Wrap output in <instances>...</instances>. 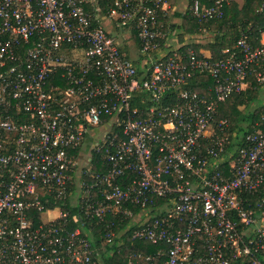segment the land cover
Segmentation results:
<instances>
[{
    "label": "built area",
    "instance_id": "1",
    "mask_svg": "<svg viewBox=\"0 0 264 264\" xmlns=\"http://www.w3.org/2000/svg\"><path fill=\"white\" fill-rule=\"evenodd\" d=\"M170 1L0 0V264H101L125 236L157 246L126 264H264V113L230 152L217 117L248 77L264 83V31L218 59L180 51ZM229 1L182 14L201 25Z\"/></svg>",
    "mask_w": 264,
    "mask_h": 264
},
{
    "label": "trees",
    "instance_id": "2",
    "mask_svg": "<svg viewBox=\"0 0 264 264\" xmlns=\"http://www.w3.org/2000/svg\"><path fill=\"white\" fill-rule=\"evenodd\" d=\"M261 3L262 0H243L242 5L239 6L234 0H230L223 7V17L221 19H211L201 25L197 23L196 19L190 17L187 11L182 15L179 14L178 16L182 19L180 26L183 29V33L178 35L179 40L182 41L185 38L184 36L186 35L184 34L196 33L199 27L207 28L214 38L213 42L204 48L210 50L213 59L223 57L221 51L231 47L239 37L241 31L246 33L248 39L253 44H257L261 32L264 31V5L262 6V10H259ZM187 48L194 51L197 56L201 55L198 53L199 45L192 44L182 49L187 52ZM259 86L260 84L254 81L251 84L250 90H255ZM189 87L199 95L209 97L211 93L208 91V88L212 87V79L207 75L198 74L190 81ZM243 91L240 94L231 95L224 102L219 103L217 108V117L226 118L230 124L231 133H234V131H236V134L238 133V137L236 138L234 136L231 143L227 145V152H230L236 144H239V136L255 129L253 122L261 121V115L255 111L251 112L250 115H242L239 107L242 105L247 107L244 102L246 95ZM241 122H248L246 128L238 124ZM91 165L93 171L103 170L100 157L95 152L91 159ZM35 219L38 220L37 214H35ZM122 227L123 224L118 225L117 228L120 229ZM156 251V245L138 240H130L125 236L123 244L117 246L107 245L105 250H100V261L101 264H126L130 253L141 252L143 254H154ZM163 260L164 258L154 259L149 264H160Z\"/></svg>",
    "mask_w": 264,
    "mask_h": 264
},
{
    "label": "rangeland",
    "instance_id": "3",
    "mask_svg": "<svg viewBox=\"0 0 264 264\" xmlns=\"http://www.w3.org/2000/svg\"><path fill=\"white\" fill-rule=\"evenodd\" d=\"M179 3L176 4V8L174 10V14H172V18L170 19V21H179L180 25H181V21L182 19L180 18V16H178L179 14L182 15V12L185 11V6L186 3L189 2V0H177ZM239 6L242 5L243 0H234ZM182 2V3H180ZM187 10V9H186ZM171 12V11H170ZM206 30H208L206 28ZM209 31V30H208ZM186 36H184L183 38V42L186 43L187 45L192 44L194 40H201L198 34L195 35H189V34H184ZM178 36V35H177ZM214 38V36H213ZM211 38V39H213ZM178 42H181L179 40V37L177 38ZM176 38L173 39H169V42L171 43H175ZM206 40V39H204ZM188 49V48H187ZM168 51V50H167ZM183 51V50H180ZM134 55H137L136 52H134L133 50L131 51ZM163 54H167L166 52ZM252 77V76H251ZM249 77L247 79V87L246 89L243 91L245 93V97H244V102L246 103L247 107L245 105H242L239 107L240 111L242 112V115H246V114H251V112H258L260 115H263L264 111H263V107H264V83L261 84L257 89L255 90H250L251 84L256 81L254 77ZM258 83V82H257ZM248 122H241L238 123L240 124L242 127L246 128ZM102 134V133H101ZM238 134V133H237ZM236 134V131H234V136L237 138L238 135ZM101 136V135H100ZM234 138V137H233ZM240 139V136H239ZM91 148V144H87L86 146H84L83 150H82V154L84 155L83 160L79 161L78 163V167H84L86 165V161L88 159V152L89 149ZM55 215V211H46L42 214V220L47 221L49 218L53 217Z\"/></svg>",
    "mask_w": 264,
    "mask_h": 264
},
{
    "label": "crops",
    "instance_id": "4",
    "mask_svg": "<svg viewBox=\"0 0 264 264\" xmlns=\"http://www.w3.org/2000/svg\"><path fill=\"white\" fill-rule=\"evenodd\" d=\"M177 3H179L177 0H171L170 2H169V5H170V9L172 8V10H170L169 9V13H170V11L171 12H173L174 10H175V8H176V4ZM180 3H182V2H180ZM173 28L177 31V35H179L180 33H183V29L181 28V26H180V23H179V21H174L173 20ZM195 34H198V31L196 32V33H193V34H189V35H195ZM179 36H177V38H178ZM200 37V36H199ZM211 38H213V35L211 34V32H208V41H204L203 39H201V40H194L193 41V43L192 44H194V45H199L200 46V48H199V50H198V53L199 54H201V55H203V56H206V57H212V54H211V52H210V50H208V49H205L204 47L206 46V45H208L209 43H211V42H213V39H211ZM179 43H181L180 44V46L182 45V43L184 44L183 45V47H186V46H189V45H192V44H189V45H187L186 43H184L183 41H181V42H179ZM177 47H179V45H176L175 43H170V47H168V48H165V49H163L161 52H163V53H168L169 51H171V50H175ZM182 47V48H183ZM180 49V50H183V49ZM128 49V50H127ZM127 49H124V52L127 54V57L128 58H130V59H132L133 61V63L134 64H136L137 66H142V62L143 61H140V57H139V54L136 52V51H134V52H136V54L137 55H134L131 51H132V49H130V48H127ZM168 50V51H167ZM163 53H161V54H163Z\"/></svg>",
    "mask_w": 264,
    "mask_h": 264
}]
</instances>
